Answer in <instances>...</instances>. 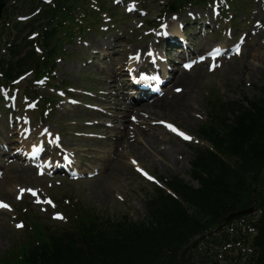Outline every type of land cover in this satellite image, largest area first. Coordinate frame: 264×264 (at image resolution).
<instances>
[{
    "label": "rangeland",
    "instance_id": "rangeland-1",
    "mask_svg": "<svg viewBox=\"0 0 264 264\" xmlns=\"http://www.w3.org/2000/svg\"><path fill=\"white\" fill-rule=\"evenodd\" d=\"M106 3H111V0H108ZM155 5H153V8L156 7ZM117 15L118 18L116 19V25L108 35L112 38H107L112 43L118 45L116 58L117 60H120L121 57L124 58L125 52L135 49L137 45L145 44V40L140 39L142 33L137 34L135 19H133V17L124 16L121 10H118ZM260 18L264 20V13L260 14ZM123 21L125 23H122ZM120 31H123L124 33H120ZM132 31L134 33H131ZM83 38L88 41L94 39H106L104 36H98V34L91 33L84 34ZM261 43L263 46L258 47L257 45H260ZM201 46H204V44ZM66 49L70 55L57 65L58 71L61 73L58 80H63L66 83L81 89L101 86L99 75L95 74V69L91 70L90 67L87 69H81V60L76 61L77 58L84 54V45L71 43L66 45ZM103 49L105 52L113 50L111 44H108L107 46L103 45ZM256 49L259 50L258 52H264V39L257 42H250L245 48L241 58L231 60L230 63H225L222 69L217 70L218 72L215 71L212 74H208L204 66H199L186 74L182 73L181 75L183 76L180 79H174L172 88L167 91L165 96L170 93H175L173 88L178 87L180 90H184V92L181 93L179 91L180 93H176L175 98L187 93L188 100L186 103L181 105L176 102H171L169 109H161L158 107L152 109L151 107L142 105L140 106L142 115H137V117L142 118V122L138 124L137 122L131 123L129 118L131 114L136 112L131 111L125 114V112L121 111L120 105H114L113 107H115L117 111H120V115H123V119L127 125L118 124V126L113 129V133L125 134L126 132L135 131L133 138L130 140V145L120 147L119 155H117L115 159H113V155L115 148L118 145L117 141H96L85 140L83 138H69L70 141L72 140L73 143H75L77 148V141L84 146L90 147L101 160H104L102 163L105 167V172L101 176L99 175L91 181L76 182L73 184V189L82 194L84 201L91 202L98 208L109 212L120 214L122 209L121 206H124L129 211H140L143 197L150 192V187L139 180H136L131 167L128 164V157L131 156L138 158L142 165L157 175H162L165 172L171 173L172 171L182 174L181 163L186 164V156H192L193 145L195 144L186 143L187 146L186 144L183 146L182 143L169 132H161V130L158 129L159 121L161 119H169L190 131L194 128L196 122L201 119L199 114H203L202 94L207 89L215 90L220 97L227 100L241 99L243 92H246L249 98H253L256 95L253 86L264 84V58H259L262 54H259V56H253L252 53H254ZM76 55L77 57H74ZM116 71H121V69L114 68L112 70L113 74ZM113 87H115V89L116 87H120L117 80L114 81ZM183 105L186 107L185 110L182 109ZM173 107H176V109L179 108L178 110L180 113L177 114L173 111ZM83 113L90 115V112L87 110H83ZM72 115L77 116L78 113L73 111ZM107 116L108 115H104L103 118H106ZM62 125H64V123ZM151 129L154 130L149 131ZM138 131L143 135H140ZM135 134H139V138H136ZM147 137L149 142L145 141ZM166 137H170L171 141ZM198 146H202V143ZM168 147H170L171 155L167 157L165 154L166 158H162L160 149L163 150ZM32 178L31 172L26 170V172L21 174L13 184H8L7 181H3L0 187V195L4 196L5 199L12 204H16L17 202L14 200L12 187L15 185L23 186L24 184H30ZM41 183L42 180H34L33 182L34 185H39ZM44 183L46 184V182ZM112 186H117L119 188H112ZM50 192H57L60 194L61 189L58 187L52 188ZM115 192L123 195L125 198L123 203L115 198ZM35 207L36 206L31 205L30 209L33 210ZM2 223H0V250L6 247L7 237L12 236V233L16 232L13 230L10 231L6 228V225Z\"/></svg>",
    "mask_w": 264,
    "mask_h": 264
},
{
    "label": "trees",
    "instance_id": "trees-1",
    "mask_svg": "<svg viewBox=\"0 0 264 264\" xmlns=\"http://www.w3.org/2000/svg\"><path fill=\"white\" fill-rule=\"evenodd\" d=\"M75 1L56 0L57 8L53 10V15L61 30L67 29L66 20L69 19L64 8L68 3ZM218 138L219 144H225L239 151L238 154L246 161L243 164L244 169L248 174L255 175L251 187L248 175L239 178L235 191H233V185L220 176L205 183L199 192L202 197L200 210L209 213L210 219L203 221L199 214L187 213L181 210L178 204L165 200V208L169 212H166L162 219H151L149 225H124L119 229L122 239L109 238L106 243L101 240L97 244L95 255H92L94 252L88 251L87 256H81L84 260H79L80 251L71 250L69 246L63 244V254L62 252L59 254V247H54V252L47 254L43 264H113L112 260H119L116 264H181L183 262L181 251L189 238L202 232L204 223L234 211L236 206L249 205V198L252 196L251 188L258 186V181L262 184L256 187V193L258 202L263 204L264 220V178L262 176L264 174V98L250 102L248 108H240L230 131ZM247 159H250V162ZM210 162L204 165L206 170ZM75 223L87 229L84 231L79 228L80 234L76 240L78 245L90 247L95 239L90 235L91 217L82 214ZM57 253L59 259L55 260Z\"/></svg>",
    "mask_w": 264,
    "mask_h": 264
},
{
    "label": "snow or ice",
    "instance_id": "snow-or-ice-1",
    "mask_svg": "<svg viewBox=\"0 0 264 264\" xmlns=\"http://www.w3.org/2000/svg\"><path fill=\"white\" fill-rule=\"evenodd\" d=\"M238 51H239V49H238ZM185 67H186V68H190L191 65H190V64H187V65H185ZM140 79H141V81H143V82H148L149 79H158V77H151V78H149V77H147V76H141ZM177 91H180V89H177ZM162 123H163V122H162ZM167 127H168L171 131L177 133V135H179L180 137H182V138L185 139V140H191V139H192V137H191L190 135H188V134H186L185 132L179 130L178 128H176V127H175L174 125H172V124H167ZM133 163H136V161H133ZM141 171H142L143 175L146 176V178H148V179H150V180H151V179H154V178L151 177L147 172H143V170H141ZM20 191H21V192H29V193H31L34 197L37 195V193H36L34 190H32V189H23V188H22V189H20ZM47 203L52 204V201L49 200V201H47ZM0 208L8 209V208H10V206H9L7 203H5V202L0 201ZM55 218H57V219H63V217H62L60 214H57ZM18 227H23V225H18Z\"/></svg>",
    "mask_w": 264,
    "mask_h": 264
},
{
    "label": "bare ground",
    "instance_id": "bare-ground-1",
    "mask_svg": "<svg viewBox=\"0 0 264 264\" xmlns=\"http://www.w3.org/2000/svg\"><path fill=\"white\" fill-rule=\"evenodd\" d=\"M264 55V53L262 54V56ZM161 100H163V99H161ZM188 100V95H187V93H184V94H182L180 97H177V98H175V97H171L170 99H168V100H164V101H161V102H157L155 105V107H159V108H161V109H169V105H170V103L171 102H176V103H178V104H184V103H186V101ZM160 101V100H159ZM179 109V108H178ZM178 109H176V107H173V111H175L177 114H179L180 112H179V110ZM182 109L183 110H185L186 109V107L183 105L182 106ZM172 110V109H171Z\"/></svg>",
    "mask_w": 264,
    "mask_h": 264
}]
</instances>
